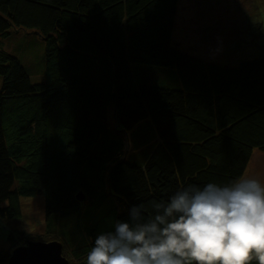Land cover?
<instances>
[{
    "label": "trees",
    "instance_id": "16d2710c",
    "mask_svg": "<svg viewBox=\"0 0 264 264\" xmlns=\"http://www.w3.org/2000/svg\"><path fill=\"white\" fill-rule=\"evenodd\" d=\"M177 6L0 0V219L20 218L21 197L44 206L41 235L6 226L0 264L27 240H57L69 264H85L105 216L244 176L264 152V57L227 66L181 50ZM16 31L43 40L39 82L4 47Z\"/></svg>",
    "mask_w": 264,
    "mask_h": 264
},
{
    "label": "clouds",
    "instance_id": "9594fccd",
    "mask_svg": "<svg viewBox=\"0 0 264 264\" xmlns=\"http://www.w3.org/2000/svg\"><path fill=\"white\" fill-rule=\"evenodd\" d=\"M264 264V182L185 184L163 199L108 215L85 264Z\"/></svg>",
    "mask_w": 264,
    "mask_h": 264
},
{
    "label": "rangeland",
    "instance_id": "374dc122",
    "mask_svg": "<svg viewBox=\"0 0 264 264\" xmlns=\"http://www.w3.org/2000/svg\"><path fill=\"white\" fill-rule=\"evenodd\" d=\"M172 42L192 56L219 65L235 66L243 59L264 57V0H178ZM3 44L22 59L32 82L42 80L43 40L40 35L16 31L6 37ZM245 176L264 182V152L253 151ZM20 209L19 219H0V247L3 249L11 247L6 226L37 235L44 231L42 196L21 197ZM89 209L103 211L105 208ZM61 235L68 240L64 230Z\"/></svg>",
    "mask_w": 264,
    "mask_h": 264
},
{
    "label": "water",
    "instance_id": "95a60500",
    "mask_svg": "<svg viewBox=\"0 0 264 264\" xmlns=\"http://www.w3.org/2000/svg\"><path fill=\"white\" fill-rule=\"evenodd\" d=\"M78 198L83 196L78 195ZM6 264H69L62 255V244L57 240H27L14 247Z\"/></svg>",
    "mask_w": 264,
    "mask_h": 264
},
{
    "label": "crops",
    "instance_id": "0c3cea01",
    "mask_svg": "<svg viewBox=\"0 0 264 264\" xmlns=\"http://www.w3.org/2000/svg\"><path fill=\"white\" fill-rule=\"evenodd\" d=\"M248 169V168H247ZM247 171V170H246ZM244 176H245V174H244Z\"/></svg>",
    "mask_w": 264,
    "mask_h": 264
}]
</instances>
